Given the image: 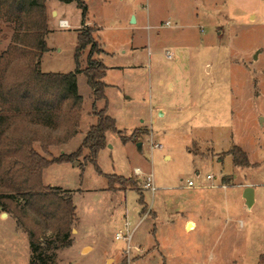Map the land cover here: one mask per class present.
I'll list each match as a JSON object with an SVG mask.
<instances>
[{"label": "rangeland", "instance_id": "374dc122", "mask_svg": "<svg viewBox=\"0 0 264 264\" xmlns=\"http://www.w3.org/2000/svg\"><path fill=\"white\" fill-rule=\"evenodd\" d=\"M82 2L88 9L86 26L98 29L94 40L102 51L93 58L106 67L103 80L109 85L104 103L95 106H106L121 136L138 134L123 143L119 135L107 131L97 168L82 158L46 168L43 184L74 192L77 217L72 245L48 254L55 255L56 264H258L264 254V0ZM45 7L52 33L46 38L50 53L42 59V70L69 73L76 68L81 10L75 2L64 5L57 0H48ZM131 16H136L135 24ZM61 18L69 21V29H60ZM11 36L12 28L0 22V54ZM88 51L89 47L81 53L79 68L86 66ZM167 51L174 58L168 60ZM161 79L171 80L174 91L157 90L155 84ZM78 92L83 99L79 123L82 119L84 131L88 118L95 117L83 76ZM1 93L0 106L7 109ZM155 104L165 109L163 117L152 116ZM10 124L32 131L23 118ZM34 132L40 137L51 134L42 127ZM81 135L69 141L68 150L77 148ZM149 135L162 150H151ZM232 146L240 147L249 163L256 165L235 172L236 183L231 158H223ZM34 148L41 152L40 144ZM166 153L170 160L162 157ZM212 153H218L222 162L211 156L204 159ZM87 154L84 150L83 156ZM135 169L153 174L157 193L152 201L143 181L133 175ZM108 176H113V190ZM190 180L194 185L186 190ZM208 183L215 187H206ZM223 184L227 190L221 188ZM242 184L256 191L250 210L241 200ZM138 194L145 196L157 215L153 218L144 204L149 216L132 239L133 246L143 250L128 253L126 243L114 235L125 219L136 224ZM226 216L230 224L224 222ZM185 218L197 227L190 223L186 231ZM19 230L11 218L0 219V264H29L27 235ZM41 241L48 248L60 246L49 233ZM85 245L90 250L81 252Z\"/></svg>", "mask_w": 264, "mask_h": 264}, {"label": "trees", "instance_id": "16d2710c", "mask_svg": "<svg viewBox=\"0 0 264 264\" xmlns=\"http://www.w3.org/2000/svg\"><path fill=\"white\" fill-rule=\"evenodd\" d=\"M47 1L0 0V22L12 28L9 46L0 54V91L9 104L7 109L5 105L0 106V212L11 214L16 228L26 233L29 264H53L55 255L48 251L72 245V225L77 220L71 193L60 187L45 186L42 171L60 163L72 164L79 158L92 162L97 168V154L106 146L107 131L119 135L123 143L138 134L135 131L128 139L121 136L115 121L107 115L106 106L99 110L93 102L91 109L95 123L74 152L47 159L35 150L34 145L40 144L41 151L48 155L49 147L68 144L78 133L82 97L77 93V74L85 77L95 101L106 99L103 92L106 67L93 58L101 52L92 36L98 29L85 25L88 9L82 0H57L63 4L75 2L81 10L82 29L77 35L74 52L76 68L67 74L41 72L40 58L49 51L45 42L50 33ZM87 47V65L80 70L79 58ZM6 111H12V114ZM21 118L32 131L10 126V121ZM38 127L52 136H38L34 132ZM84 150L88 152L85 157ZM223 155H231L237 168L256 166L249 163L240 147L232 146ZM108 181L109 189L113 190V176H108ZM138 204L142 208L140 213H145L141 194ZM47 233L60 246L45 247L41 240ZM258 264H264V254H260Z\"/></svg>", "mask_w": 264, "mask_h": 264}, {"label": "crops", "instance_id": "0c3cea01", "mask_svg": "<svg viewBox=\"0 0 264 264\" xmlns=\"http://www.w3.org/2000/svg\"><path fill=\"white\" fill-rule=\"evenodd\" d=\"M58 3H60V4H63V3H61V2H58ZM72 3V2H71ZM71 3H68V4H71ZM68 4H64V5H68ZM59 12L57 11V14H58ZM131 17H134V16H131ZM61 20H64V21H66V23H67V27H65V28H60V29H63V30H66V29H69V21H67L66 19H64V18H61ZM134 20H135V22H137V18H136V16L134 17ZM135 22H134V24H135ZM89 22L88 21H85V25H87ZM80 27H82L81 25H80ZM78 29H80V28H78ZM78 29H77V31H78ZM50 33H52V31H50ZM49 33V34H50ZM96 32H94L93 34H92V36H93V39H94V34H95ZM77 35H78V32H77ZM48 36V35H47ZM47 36L45 37V42H46V38H47ZM95 41V40H94ZM48 47V46H47ZM49 50H50V48H48ZM101 51H102V49H101ZM50 53V51H48V52H46V53H44L42 56H41V58H40V60H41V63H40V70H41V72H43V73H47V72H45V71H43L42 70V63H43V57L45 56V55H47V54H49ZM87 55V54H86ZM100 55V54H99ZM96 58V57H95ZM172 58H174L173 57V55H172V53H171V58L170 59H172ZM170 59H168V60H170ZM81 64V63H80ZM86 65H87V60H86ZM86 68V66L85 65H82L81 64V68H80V70H84ZM72 71H74V69L72 70ZM72 71H70V72H72ZM105 71H106V69H105ZM105 71H104V75H105ZM69 72V73H70ZM53 74V73H52ZM61 74H64V73H61ZM65 74H67V73H65ZM77 76V93H79L78 92V80H79V78L80 77H82L83 75L82 74H77L76 75ZM106 76V75H105ZM104 76V77H105ZM84 77V76H83ZM85 78V77H84ZM104 79V78H103ZM86 80V79H85ZM103 82H104V80H103ZM105 83V82H104ZM157 87H158V89L157 90H162L163 92H167V91H169V92H171V91H174L173 89H174V83L173 82H171V80H168V81H165L164 79H161V80H159V82H158V84L156 83L155 84ZM107 87H109V85L108 84H106L105 83V87H104V94H105V90H106V88ZM90 92H91V95H92V103L93 102H95V105H96V103L98 102V101H95V98H94V94H93V92L90 90ZM79 95H80V93H79ZM81 96V95H80ZM82 97V96H81ZM105 98H106V96H105ZM152 98V97H151ZM150 98V100H153V98L151 99ZM125 99L126 100H131V98H130V96H125ZM144 99V98H143ZM154 101V100H153ZM82 102H83V99H82ZM100 102L102 103H104V101L103 100H100ZM96 107V106H95ZM189 107V106H188ZM97 108V107H96ZM81 109H82V104H81ZM98 109V108H97ZM188 109V108H187ZM83 110V109H82ZM82 110H81V113H82ZM99 110H102V108L101 109H99ZM183 111H185V109H182ZM165 113H166V111H165V109H162V107H160L158 104H155V106L151 109V114H152V116L154 117V116H158V117H163L164 115H165ZM184 113V112H183ZM108 115V114H107ZM109 116V115H108ZM91 121H93L92 123H91ZM81 123H82V119H81V121H80V123H79V128H78V133L75 135V136H77L78 134H82L81 136V140L79 141V145L77 146V148L82 144L81 142H82V140H83V138H84V136H85V134L87 133V131H88V129H89V127L91 126V125H93L94 123H95V120H92V119H89L88 118V123H87V128L84 130V131H82L81 130ZM141 127H144V126H141ZM141 127H139V128H141ZM136 129H138V128H136ZM135 130V129H134ZM131 131H133V130H131ZM130 131V132H131ZM115 135H116V133H114ZM74 136V137H75ZM117 136V135H116ZM149 137H150V148H151V150H155V149H158V150H162L163 149V146L161 145V144H158V143H152V141H151V135H149ZM105 139H106V133H105ZM135 143V142H134ZM140 144H141V146H140V148L138 149V151H141L142 150V146H143V141L142 142H140ZM155 145H157L156 147H154ZM69 146H70V144H69V142H68V144H62V145H55V146H51V147H49V149H48V155L47 154H44L42 151L40 152V154L43 156V157H45V158H47V159H49L50 157H57V156H59L60 154H71L72 152H74L75 150H68V148H69ZM227 151V150H226ZM217 154L218 153H212V154H210V155H208V156H206V158H204V159H208L210 156H211V158H214V159H218L220 162H222V160H223V158H225V157H230L231 158V160H232V156L231 155H225V156H223V158L222 159H220L219 158V156H217ZM50 155V156H49ZM165 160H170V156L166 153V154H164L163 156H162ZM232 164H233V160H232ZM74 166H76V165H74ZM233 170L231 171L232 173H233V183H236V181H237V175L235 174V172L237 173V171L240 169V168H246V167H240V168H237V167H235L234 165H233ZM138 171H140V174L139 175H135V177H137L138 179H141L142 181L147 177V176H149V175H151V177H152V182H153V184H154V186H155V183H154V176H153V174H151V173H143V171L141 170V169H137ZM45 171H46V169H44L43 171H42V175H41V177H42V180H43V176H44V173H45ZM133 175H134V172H133ZM197 175H199V174H197ZM120 176V175H119ZM224 176H226V175H223V177ZM123 177V176H122ZM130 177H133V176H130ZM223 177L221 178V180L223 179ZM127 178H129V177H127ZM44 185H46V184H44ZM47 186H51V185H47ZM221 186V188L222 189H224V190H227V186L225 185V184H223V185H220ZM51 187H56V186H51ZM60 187V186H59ZM246 187H249V188H252V186H250V185H244V184H242L241 185V188H242V190H241V200L243 201V205L246 207V209H248V210H250V209H252L253 208V204H254V202H255V194H256V191H255V189L254 188H252V194H251V207L250 208H248L247 207V205H245V202H246V200L244 199V197H243V195H244V190L246 189ZM62 188V187H61ZM186 188V190H188V188L187 187H185ZM63 189V188H62ZM65 190H67V191H70L69 189H65ZM157 190V189H156ZM155 190V191H156ZM173 190H176V191H178L177 190V188H173ZM197 190H204V189H197ZM71 193H73L72 194V196L74 195V192H71ZM156 193H157V191L155 192V193H153V194H151V201L153 200V198H154V196L156 195ZM138 199H139V194H138ZM72 200H73V197H72ZM143 201H144V204L153 212V214H154V217L157 215L156 214V212H155V210H154V207H152L151 206V203L150 204H148L147 202H146V200H145V196L143 195ZM135 209H134V211L138 214V219H137V222H136V224L134 225V226H132V225H130V223H129V221L127 220V219H125L124 220V222L125 221H127L128 223H129V225H130V229L132 230V236H131V240H130V248H129V250L127 251L128 253L131 251V252H141L143 249H141V247H136V246H133V244H132V239H133V236H134V233L136 232V230L139 228V226H140V224H141V222H142V220L143 219H145L146 217H148L149 215L148 214H145V213H140V210H141V206H138V207H134ZM4 213L2 212L1 214H0V219L1 220H7V219H12V221H13V223H14V227H15V229L16 230H19L18 228H16V226H15V221H14V219L12 218V215L11 214H9V213H6L5 214V218H3L4 217V215H3ZM183 215V214H182ZM231 218L229 217V216H226V218H225V221L224 222H227V224H230L231 222ZM124 222L121 224L122 225V227H121V229L123 228V226H124ZM76 223H77V220L74 222V224L72 225V231L73 232H71V236L72 235H74V234H76L77 233V227H76ZM183 223H184V228H185V230L186 231H188L187 230V225H188V227L189 226H191L192 224H193V229H195L196 227H197V224L193 221V220H190V219H188V218H185L184 219V221H183ZM190 223H192V224H190ZM120 229V230H121ZM19 231H21V230H19ZM119 231V230H118ZM22 232V231H21ZM156 244H157V246H158V243L156 242ZM85 248H88L89 250H90V247L89 246H83L82 248H81V252L85 249ZM63 249V248H62ZM62 249H60V250H62ZM59 250V251H60ZM58 251V252H59ZM57 260V259H56ZM108 261V260H107ZM57 263V261H55V263H53V264H56Z\"/></svg>", "mask_w": 264, "mask_h": 264}, {"label": "built area", "instance_id": "2783aa9c", "mask_svg": "<svg viewBox=\"0 0 264 264\" xmlns=\"http://www.w3.org/2000/svg\"><path fill=\"white\" fill-rule=\"evenodd\" d=\"M170 23H166V26H169ZM58 26H60L61 28H65L67 27V23L64 20H60L58 22ZM164 56L167 59L171 58V53L170 52H165ZM157 145H155L154 147H156ZM140 171H138L137 169L134 170V175H139ZM207 180H211V176L207 175L206 176ZM194 185V183L190 180L187 182L186 187L190 188ZM143 190L144 191H149L151 194L155 193L156 188L152 182V177L151 175L147 176L144 180H143V184H142ZM206 187H215V185H212L211 183H208ZM131 236H132V230L130 229V225L127 221L124 222V226L121 230L117 231L114 235V239L117 241H122L126 243V249L125 252H127L130 248V240H131Z\"/></svg>", "mask_w": 264, "mask_h": 264}, {"label": "water", "instance_id": "95a60500", "mask_svg": "<svg viewBox=\"0 0 264 264\" xmlns=\"http://www.w3.org/2000/svg\"><path fill=\"white\" fill-rule=\"evenodd\" d=\"M134 17H131V23H134ZM256 57V56H255ZM261 120V118L259 119V121ZM141 146V144L139 143L137 145V148L139 149ZM75 165H78V162H75ZM251 194H252V188L246 187V189L244 190V199L246 200L245 205H247L248 208H250L251 205ZM5 216V214H3Z\"/></svg>", "mask_w": 264, "mask_h": 264}]
</instances>
